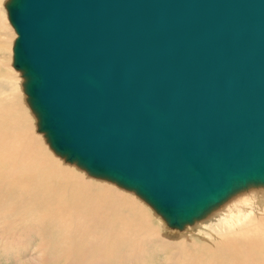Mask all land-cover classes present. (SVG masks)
<instances>
[{"label": "water", "instance_id": "obj_1", "mask_svg": "<svg viewBox=\"0 0 264 264\" xmlns=\"http://www.w3.org/2000/svg\"><path fill=\"white\" fill-rule=\"evenodd\" d=\"M52 148L182 230L264 186V0H7Z\"/></svg>", "mask_w": 264, "mask_h": 264}, {"label": "bare ground", "instance_id": "obj_2", "mask_svg": "<svg viewBox=\"0 0 264 264\" xmlns=\"http://www.w3.org/2000/svg\"><path fill=\"white\" fill-rule=\"evenodd\" d=\"M5 14L0 5L8 39L0 50L10 52L14 34ZM13 77L0 65L1 256L21 260L31 250L35 264H264V186L239 192L190 224L217 218L222 231L164 239L145 199L150 208L130 189L86 175L50 151L24 96L8 85Z\"/></svg>", "mask_w": 264, "mask_h": 264}, {"label": "rangeland", "instance_id": "obj_3", "mask_svg": "<svg viewBox=\"0 0 264 264\" xmlns=\"http://www.w3.org/2000/svg\"><path fill=\"white\" fill-rule=\"evenodd\" d=\"M2 9L4 10V12L6 13L5 15L8 17L7 15V10H6V7H5V4L2 5ZM6 17V18H7ZM7 22L9 24V27L11 28L12 32H13V37L10 38V41H9V45H10V52L9 51H5L3 52V50H0V65H1V69L4 71V72H8V73H11L14 77L13 79H11L8 83V85L11 87V89H17L20 93H22V95L24 96L25 98V103L27 105V108L30 110L32 116L34 117L35 119V124H36V127H35V130L38 132V133H41L43 134L42 132H39L37 130L38 128V120H37V117L35 115V113L33 112V110L31 109L28 101H27V94L24 90V87H23V81H24V77L22 75V72L19 70V69H16L13 67V51H12V46H13V42H14V39L16 38V34H15V31L13 30L12 26H11V23L9 21V19L7 18ZM1 24H0V43H4V42H8V39H7V36L3 34L2 32V29H1ZM12 42V43H11ZM12 51V52H11ZM44 138V141H46V138L45 136H43ZM46 144H48V147L50 149V151L54 154V155H58V154H55V152L52 150L53 148L51 147L49 141L47 142L46 141ZM52 148V149H51ZM57 157H59L60 159H62L64 162L68 163V161H66L65 157L62 156L60 157V155H58ZM65 159H64V158ZM70 163V162H69ZM74 163L75 166H77L76 168H79L82 170V172H84L86 175H89V172L84 169L83 167L79 166L77 163L75 162H72V164ZM87 171V172H86ZM91 177H93L91 175ZM105 183L106 184H110L112 186H117L118 188H121V189H125V190H128L120 185H118L117 183L115 184V182L113 181H110L108 179H105ZM262 188V186H260ZM259 186H255V187H251V188H260ZM249 189V188H248ZM130 192H132V194L136 197L138 200H141L142 202L144 201L146 205H148V207L150 208V205L143 199L141 198L139 195H137L136 193H134L135 191L133 190H128ZM237 195H239V193H237ZM236 194L233 195L232 197H230L228 200L232 199L233 197L237 196ZM227 200V201H228ZM152 211L154 212V215L157 217L158 219V222L160 224H162V232H161V236L163 234V237L164 239L167 238V240L171 239V240H179L180 237H182L183 235H189L190 237H195L196 239L198 238H201V237H204V238H208L209 236H211V233H212V230L215 229L218 230V231H222V229H220V226L221 228H223L224 226L220 225V223H217L218 221L216 220L217 218H212L210 217V219H206L204 218L202 221H199L200 223H203L204 225H201L202 227H200L198 224L197 226H194V225H190L188 224L186 227H184V229L182 230H178V229H173V228H170L168 227V225L166 224L164 218L162 217L161 214L157 213L154 208L151 206ZM160 219V220H159ZM219 220V219H218ZM213 221V223H212ZM210 223V224H209ZM216 223V224H215ZM205 224H207L209 227H207V225L205 226ZM218 224V225H217ZM220 225V226H219ZM216 226V227H215ZM219 226V227H218ZM212 227V228H211ZM165 228V229H164ZM208 228V229H207ZM217 228V229H216ZM202 229V230H201ZM212 229V230H211ZM190 232H189V231ZM195 230V231H194ZM210 231V232H209ZM217 231V232H218ZM214 232V231H213ZM165 233V234H164ZM199 233V234H198ZM180 235V236H179ZM199 235V236H198ZM201 235V236H200ZM173 238V239H172ZM36 244H32L31 246V249L33 250L34 247H35ZM32 251L30 250L29 252H23L21 254V260H17L16 259V255L15 254H10L8 256H1L0 255V264H20L22 261H26L28 262V264H35L37 262V259L35 257V254L33 255L31 253ZM26 264V263H25Z\"/></svg>", "mask_w": 264, "mask_h": 264}, {"label": "snow or ice", "instance_id": "obj_4", "mask_svg": "<svg viewBox=\"0 0 264 264\" xmlns=\"http://www.w3.org/2000/svg\"><path fill=\"white\" fill-rule=\"evenodd\" d=\"M7 2V0H0V5H3Z\"/></svg>", "mask_w": 264, "mask_h": 264}]
</instances>
